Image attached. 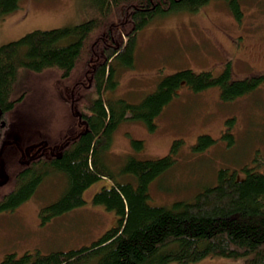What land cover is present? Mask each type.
Returning <instances> with one entry per match:
<instances>
[{
  "label": "trees",
  "instance_id": "trees-1",
  "mask_svg": "<svg viewBox=\"0 0 264 264\" xmlns=\"http://www.w3.org/2000/svg\"><path fill=\"white\" fill-rule=\"evenodd\" d=\"M212 1L218 0H84L82 23L35 30L0 47V213L16 210L48 178L62 175L65 189L41 210L43 224L83 206L85 191L103 179L108 185L93 203L118 217L89 246L10 253L1 264H195L208 258L264 264V171L222 168L216 182L192 199L153 205L150 186L174 166L180 142L159 159L130 156L117 172L105 164L99 144L104 139L109 146L124 120L154 130L183 86L195 92L219 87L222 100L231 101L264 84V72L235 79L229 64L217 76L191 69L168 75L139 103L104 98L118 84L119 62L133 66L141 29L157 17L193 14ZM220 1L241 17V0ZM20 3L0 0V20ZM215 142L201 135L195 148ZM133 146L141 148L142 141L133 140ZM30 149L40 153L25 160Z\"/></svg>",
  "mask_w": 264,
  "mask_h": 264
},
{
  "label": "rangeland",
  "instance_id": "rangeland-1",
  "mask_svg": "<svg viewBox=\"0 0 264 264\" xmlns=\"http://www.w3.org/2000/svg\"><path fill=\"white\" fill-rule=\"evenodd\" d=\"M84 9V0H21L18 10L0 20V47L35 30L82 23ZM241 10V17L236 18L228 5L218 0L193 14L172 12L153 19L138 33L133 66L119 62L118 84L106 90L104 98L139 103L166 76L186 69L217 76L230 64L235 79L261 74L264 0H241ZM155 124L151 131L144 122L124 120L109 146L104 139L99 143L105 164L117 172L130 156L159 159L180 142L174 166L150 186L153 205L170 206L177 200L192 199L203 187L216 182L222 168L240 173L245 167L264 171V84L256 92L231 101L222 100L219 87L195 92L183 86ZM226 134L234 141L224 137ZM201 135L216 142L197 151ZM133 140L142 141V147H134ZM39 149L44 151V147ZM39 153L27 150L24 159ZM65 185L62 175L52 176L16 210L0 213V264L10 253L48 254L89 246L116 225L115 212L93 203L95 193L108 185L106 179L85 191L83 206L43 224L41 210L61 197ZM195 264H245V260L208 258Z\"/></svg>",
  "mask_w": 264,
  "mask_h": 264
},
{
  "label": "flooded vegetation",
  "instance_id": "flooded-vegetation-1",
  "mask_svg": "<svg viewBox=\"0 0 264 264\" xmlns=\"http://www.w3.org/2000/svg\"><path fill=\"white\" fill-rule=\"evenodd\" d=\"M240 50H241V48H240ZM240 50H238V52H241ZM240 54V53H239Z\"/></svg>",
  "mask_w": 264,
  "mask_h": 264
}]
</instances>
